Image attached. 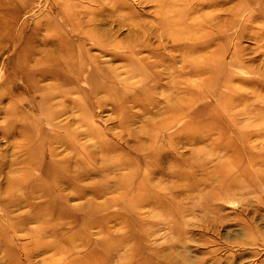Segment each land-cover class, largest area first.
Returning a JSON list of instances; mask_svg holds the SVG:
<instances>
[{
	"label": "rangeland",
	"instance_id": "rangeland-1",
	"mask_svg": "<svg viewBox=\"0 0 264 264\" xmlns=\"http://www.w3.org/2000/svg\"><path fill=\"white\" fill-rule=\"evenodd\" d=\"M0 264H264V0H0Z\"/></svg>",
	"mask_w": 264,
	"mask_h": 264
}]
</instances>
